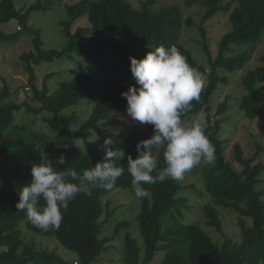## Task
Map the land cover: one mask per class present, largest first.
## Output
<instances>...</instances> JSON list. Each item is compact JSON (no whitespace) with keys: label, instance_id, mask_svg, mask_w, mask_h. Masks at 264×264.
I'll return each mask as SVG.
<instances>
[{"label":"trees","instance_id":"16d2710c","mask_svg":"<svg viewBox=\"0 0 264 264\" xmlns=\"http://www.w3.org/2000/svg\"><path fill=\"white\" fill-rule=\"evenodd\" d=\"M157 1L143 0L137 8L127 0L66 3L63 5L66 18L58 22L65 44L61 49L47 50L43 47L40 30L28 24L31 15L52 10L54 2L38 1L21 11L15 8V0H0V25L14 20L22 27L21 31L10 35L0 31V42H14L25 34L33 37L32 50L23 52L19 60L25 65L31 100L38 105L34 109L27 101L6 102L13 92L5 84L0 91V264H18L23 257L27 259L22 264H73L53 252H39L25 245L20 230L22 223L32 232L54 238L65 249L75 253L78 260L75 264H91L107 250L106 244L111 239L100 237L104 224L112 216L102 199L117 188L129 191L138 203L135 222L143 242L141 248L136 239L126 232L122 256L124 264H150L157 253H163L158 264H258L264 260V153L260 157L261 149L256 145L255 153L246 157L240 146L235 144L233 160L241 168H233L223 156L224 140L219 137L223 121H213L210 113L211 97L219 84H226V75L243 70L252 53L262 46L259 65L245 71L241 78L245 93L238 108L247 119L261 116L264 121V0H181L177 5L156 7ZM193 7H200L202 12L197 28L202 38L200 45L208 55L207 69L200 68L192 53L180 42L182 27L193 26L190 18L184 20L183 12ZM218 15L227 17V28L220 36L217 54L212 58L204 23ZM81 20H86L87 27H78L72 32V26ZM79 34L86 42L78 40ZM161 44L166 48L175 46L189 65L201 71L206 78L200 103L193 101V110L181 117L182 121L191 119L201 107L207 114L205 134L215 146L216 159L213 165H202V188L192 185L182 187L179 181L167 179L144 184L143 187L151 195L138 199L132 190V178L124 159L118 162L124 168V174L111 190L94 187L91 196L78 194L69 202L67 210H62L63 220L58 230L44 232L35 228L26 211L17 209L15 205L19 200V191L31 180L30 168L33 163H39L41 151L48 153L53 160L60 155L65 157V164L56 165L58 171L72 169L82 176L84 170L103 162L104 153L97 144L86 143L79 147L77 141L88 139L93 134L110 137L113 140L111 148H123L127 155L135 159L137 143L152 135L151 125H147L143 136L134 129L120 136L109 133L99 123L107 120L112 111L126 112V100L121 93L126 92L129 85H135L129 69V57L142 59L148 51ZM234 47L243 50L233 55ZM72 54L92 62L102 76L81 73L60 82L53 93L49 92L45 83L39 90L35 84L34 67L70 59ZM116 64H119L118 71L114 70ZM82 103H91L93 108L89 117L80 122L75 113L68 114L67 111ZM228 107L227 101H224L218 105L214 116L221 115ZM22 109L33 115L47 114L43 122L51 134L23 130L19 134L5 135L15 114ZM163 167L161 156L152 175L155 176ZM69 181L79 183L70 178ZM186 188L208 200L202 207L203 216L206 224L216 231L221 230V209L236 213L240 241L225 240L218 245L198 225L180 222L178 217H182V210L188 209L187 198L180 195ZM128 225V221L117 223L115 235L120 228L125 229Z\"/></svg>","mask_w":264,"mask_h":264},{"label":"rangeland","instance_id":"374dc122","mask_svg":"<svg viewBox=\"0 0 264 264\" xmlns=\"http://www.w3.org/2000/svg\"><path fill=\"white\" fill-rule=\"evenodd\" d=\"M38 1L45 2V0H15V8L17 10L25 11L29 6L36 4ZM53 1L52 10L46 13H34L31 15L29 24L33 29L40 30L43 40V47L47 50L61 49L65 44V37L62 34V28L58 22L66 18L64 4H72L79 0H49ZM134 8L139 7L140 2L143 0H127ZM43 2V3H44ZM181 0H158L156 7L168 6L172 4H179ZM200 7H193L184 10L183 18H190L193 26L182 27L180 42L191 53L195 63L202 69H207L208 55L200 45L202 38L200 36L197 26L199 25L201 11ZM229 28L230 25L228 24ZM87 27L86 20H81L72 26V32L76 28ZM208 39V51L210 57L214 58L217 54V43L220 36L227 28V17L218 15L210 21L204 23ZM22 30L20 24L12 20L8 24L0 25V31L6 35H10ZM80 42H86V39L79 34L77 36ZM33 37L29 34L19 37L14 42H0V91L3 89L4 84L7 85L9 91L13 94L6 100L20 103L27 101L30 105L37 109L38 105L31 100V88L27 84V74L25 72V65L19 60L23 52L32 50ZM262 46H259L255 52L252 53L251 58L245 65L243 70L228 74L226 84H219L217 91L211 97V116L212 120L223 121L220 125L219 137L224 140L223 156L225 161L230 162L233 168L239 170L241 167L233 160V146L238 144L243 151L244 156H251L256 151V145L261 149L260 157L264 153V121L261 116L253 120H249L243 116L239 111L238 103L244 95V90L241 85V78L245 71L252 69L259 65V54L262 51ZM243 48L234 47L233 55L240 53ZM36 76V86L40 90L44 83L46 84L50 93L58 89V85L62 81H67L73 76L81 73L90 74L95 77H100L102 74L98 71L97 67L87 59L78 57L72 54L69 58L55 60L53 63H42L34 67ZM115 71L119 70V64L115 65ZM203 78V88L206 86L205 75L199 71ZM227 101L229 107L221 115L214 116L217 113L218 105ZM264 101V96H263ZM93 104L82 103L75 109L68 110V114L75 113L80 122L86 120L91 113ZM47 114H29L23 109L15 114L14 121L5 132V135L20 133L23 130L38 132L44 135H50L51 131L43 119ZM196 115L191 119L184 120L185 126H190L195 120ZM99 126L109 130L111 134H119L124 136L130 129H134L140 136H143L147 124H140L134 121L127 115L125 111H112L107 120L99 123ZM75 128V127H73ZM54 136V135H53ZM97 138V139H96ZM107 137H98L93 134L88 139L77 141L78 146L82 147L86 143L97 144L101 146ZM82 142V144H81ZM202 165L194 167V170L185 174L184 179L180 182L182 187L190 185L197 188H202L201 170ZM264 174V173H263ZM264 176V175H263ZM180 195L187 198L188 209L182 210V217H178L179 221L184 225H198L201 227L211 238V240L221 245L225 240L235 242L240 241V231L237 224V215L228 210H220L221 230L216 231L214 228L206 224L203 216L202 207L208 202L205 198H200L196 192L190 189H184ZM104 206L112 212L111 218L104 224L100 237L111 238L107 244V250L102 252L94 262L91 264H124L122 261L124 250V235L128 232L137 244L143 248L142 238L136 227L135 217L139 212L138 203L134 197L127 190L117 188L109 195L102 199ZM104 219V216L101 220ZM128 221L127 228H120L117 235H115L114 227L117 223ZM22 241L25 245L33 247L36 251L53 252L59 258L72 262H77L75 253L65 249L56 239L36 234L29 230L25 223L20 225ZM163 257V253L155 254L150 264H158ZM30 264V263H29Z\"/></svg>","mask_w":264,"mask_h":264},{"label":"clouds","instance_id":"9594fccd","mask_svg":"<svg viewBox=\"0 0 264 264\" xmlns=\"http://www.w3.org/2000/svg\"><path fill=\"white\" fill-rule=\"evenodd\" d=\"M129 61L135 85H129L121 96L126 100L127 115L142 125H151L152 135L137 143L135 159L123 148H111L110 137L105 139L101 145L103 162L84 170L82 176L72 169L58 171L56 165L65 164V157L60 155L53 160L41 151L39 163L30 168L31 180L19 191L15 205L26 211L35 228L44 232L58 230L62 210L66 211L78 194L91 196L94 187L111 190L124 174V168L118 164L121 160H127L132 190L138 199L151 195L144 184L167 179L182 181L194 167L214 164L216 149L205 134V109L200 108L190 126H185L181 119L193 110V101H201L204 78L198 69L190 66L175 46L166 48L163 44L142 59L130 56ZM161 156L164 167L153 176ZM69 178L79 183H72ZM258 264H264V260Z\"/></svg>","mask_w":264,"mask_h":264},{"label":"water","instance_id":"95a60500","mask_svg":"<svg viewBox=\"0 0 264 264\" xmlns=\"http://www.w3.org/2000/svg\"><path fill=\"white\" fill-rule=\"evenodd\" d=\"M27 257H23L18 264H22L24 261H26Z\"/></svg>","mask_w":264,"mask_h":264}]
</instances>
